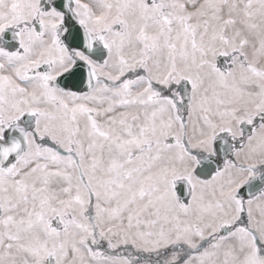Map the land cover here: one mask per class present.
Masks as SVG:
<instances>
[{
    "label": "snow or ice",
    "instance_id": "1",
    "mask_svg": "<svg viewBox=\"0 0 264 264\" xmlns=\"http://www.w3.org/2000/svg\"><path fill=\"white\" fill-rule=\"evenodd\" d=\"M0 264H264V0H0Z\"/></svg>",
    "mask_w": 264,
    "mask_h": 264
}]
</instances>
